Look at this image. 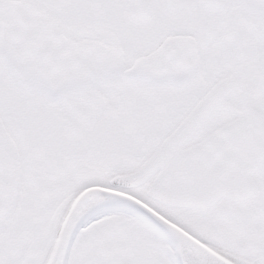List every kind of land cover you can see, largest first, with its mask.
Masks as SVG:
<instances>
[{
    "label": "snow or ice",
    "instance_id": "obj_1",
    "mask_svg": "<svg viewBox=\"0 0 264 264\" xmlns=\"http://www.w3.org/2000/svg\"><path fill=\"white\" fill-rule=\"evenodd\" d=\"M0 264H264V0H0Z\"/></svg>",
    "mask_w": 264,
    "mask_h": 264
}]
</instances>
